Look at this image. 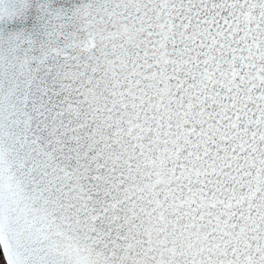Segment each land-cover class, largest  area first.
Returning <instances> with one entry per match:
<instances>
[{
    "label": "snow or ice",
    "instance_id": "obj_1",
    "mask_svg": "<svg viewBox=\"0 0 264 264\" xmlns=\"http://www.w3.org/2000/svg\"><path fill=\"white\" fill-rule=\"evenodd\" d=\"M5 264H264V0H0Z\"/></svg>",
    "mask_w": 264,
    "mask_h": 264
},
{
    "label": "trees",
    "instance_id": "obj_2",
    "mask_svg": "<svg viewBox=\"0 0 264 264\" xmlns=\"http://www.w3.org/2000/svg\"><path fill=\"white\" fill-rule=\"evenodd\" d=\"M0 264H5L2 250L0 249Z\"/></svg>",
    "mask_w": 264,
    "mask_h": 264
},
{
    "label": "water",
    "instance_id": "obj_3",
    "mask_svg": "<svg viewBox=\"0 0 264 264\" xmlns=\"http://www.w3.org/2000/svg\"><path fill=\"white\" fill-rule=\"evenodd\" d=\"M2 250V249H1ZM2 253H3V250H2ZM3 257H4V255H3Z\"/></svg>",
    "mask_w": 264,
    "mask_h": 264
}]
</instances>
